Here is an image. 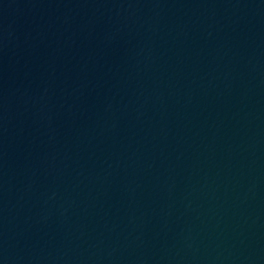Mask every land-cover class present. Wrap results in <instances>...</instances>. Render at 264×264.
<instances>
[{
    "label": "water",
    "instance_id": "95a60500",
    "mask_svg": "<svg viewBox=\"0 0 264 264\" xmlns=\"http://www.w3.org/2000/svg\"><path fill=\"white\" fill-rule=\"evenodd\" d=\"M0 264H264V0H0Z\"/></svg>",
    "mask_w": 264,
    "mask_h": 264
}]
</instances>
